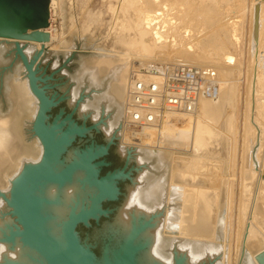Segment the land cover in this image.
I'll return each mask as SVG.
<instances>
[{
    "label": "water",
    "instance_id": "95a60500",
    "mask_svg": "<svg viewBox=\"0 0 264 264\" xmlns=\"http://www.w3.org/2000/svg\"><path fill=\"white\" fill-rule=\"evenodd\" d=\"M50 5L0 0V39L49 42ZM130 67L0 41V264H227L189 154L121 145Z\"/></svg>",
    "mask_w": 264,
    "mask_h": 264
},
{
    "label": "bare ground",
    "instance_id": "6f19581e",
    "mask_svg": "<svg viewBox=\"0 0 264 264\" xmlns=\"http://www.w3.org/2000/svg\"><path fill=\"white\" fill-rule=\"evenodd\" d=\"M118 1L119 11L113 19L114 26L111 25L114 28L104 39V50L107 52L99 56L131 60L123 124L124 144L188 153L222 212L227 208L226 218L229 226H233L232 172L239 149L236 139L240 133L235 111L241 80L239 66H236L237 70L235 63L242 34V15L241 11L232 14L229 11L241 4L237 0H209L202 6L194 3L196 0ZM258 2L261 12L256 42L254 9ZM258 2L252 0L249 5L252 11L249 68L252 72L247 83L245 119L241 126L243 144L240 147L242 161L239 175L242 197L239 202V225L237 231L230 233L233 238L228 245L227 264H232L235 252L236 264H241L245 249L254 264H264V0ZM111 8L113 12L116 9L115 6ZM195 8L203 10L192 13ZM50 9L51 25L47 29L50 41L30 42L31 47L40 49L42 45L49 47L58 43L57 30L54 29V17L58 10L65 18L63 32L77 30V17L81 15L79 12L78 15L73 14L75 7L71 0H51ZM208 47L215 48L218 53L214 61L206 60H210L206 57ZM200 61L204 65L199 66ZM151 63L203 69L219 86V95L216 99L201 97L195 112H168L166 119L159 124L138 125L132 107L135 82L145 79L142 68ZM151 80L158 79L151 77Z\"/></svg>",
    "mask_w": 264,
    "mask_h": 264
},
{
    "label": "rangeland",
    "instance_id": "374dc122",
    "mask_svg": "<svg viewBox=\"0 0 264 264\" xmlns=\"http://www.w3.org/2000/svg\"><path fill=\"white\" fill-rule=\"evenodd\" d=\"M74 3L75 7V12L73 11V14H79L81 15L80 18L77 17V30H71V32H63V25L65 23V18L63 15L60 14L59 10L57 11L56 16L54 17V29L57 30V37H58V43H55L53 46L49 47H44V50L46 51H55V52H64V53H73V54H82V55H91V56H103L105 55L107 51L104 50V39L106 40L108 37V32H111L114 27V18H116L118 11H119V1L118 0H71ZM194 0H191L193 2ZM203 1V2H202ZM241 1V2H240ZM237 0L239 4V8L235 7L233 10H230L229 13L233 12H238L241 11V20H240V26L242 32H240V40L239 39V45L236 50L237 58L238 61L235 63V68L239 70V73L241 74L240 77V84H239V89H240V97L239 101L237 102L236 105V111L235 114L237 115V121L238 125L237 127L240 130V133L238 132V138L236 139L237 144L239 145V149L237 150V160L234 165L233 169V196L232 198L233 201V215H232V220H231V227L229 226V240H228V245L232 243V234L230 233L233 230L237 231L238 225H239V202L242 197V191H241V175H239L241 169V151L240 147L243 144V133L241 132V126L244 123L245 119V111H246V97H247V83L249 82V75L251 74V69L250 63H251V50H250V30H251V17H252V11L250 9L251 2L252 0ZM247 2V3H246ZM79 3V4H78ZM194 3H198L199 6H202L203 4L209 3V0H196ZM249 3V4H248ZM201 4V5H200ZM83 5V6H82ZM226 5V4H225ZM224 5V6H225ZM250 5V6H249ZM112 6H115L116 9L111 8ZM243 6V7H242ZM245 6V7H244ZM226 7V6H225ZM221 8L224 9L222 6ZM240 9V10H239ZM116 10V12H115ZM202 11L203 9H199ZM195 8L192 13H195L196 11L200 12ZM251 12V13H250ZM116 13V14H115ZM210 13V11L208 12ZM60 15V16H59ZM212 15V14H211ZM243 20V22H242ZM112 25V26H111ZM244 28V29H243ZM244 33V34H243ZM242 37V38H241ZM0 41H5V42H14V43H21L27 46H32L28 42H17V41H12V40H0ZM64 42V44H63ZM62 43V45H61ZM241 45V46H240ZM207 48L206 54L210 60L206 59L207 61H214V58H217V51H215V48ZM38 49V48H37ZM42 48H40L41 50ZM238 51V52H237ZM109 55V54H108ZM99 56V57H100ZM262 57L264 59V52L262 54ZM199 63L202 66L204 65V62ZM239 63V65H238ZM241 65V66H240ZM239 68H237V67ZM243 66V67H242ZM241 67V68H240ZM249 79V80H248ZM234 114V115H235ZM235 115V116H236ZM243 127V126H242ZM241 134V135H239ZM124 144V137H123V132H122V141L121 145ZM126 146H133L136 147V145H129V144H124ZM138 147V146H137ZM144 148V147H141ZM264 155V151H263ZM240 157V158H239ZM240 165V166H239ZM227 208H224L223 213L225 217L227 216ZM236 221V222H235ZM234 222V223H232ZM238 224V225H237ZM234 232V231H233ZM234 243V242H233ZM235 245V243H234ZM237 245V242H236ZM235 245V246H236ZM236 251V249H235ZM232 264H236V252L234 253L233 260H231ZM254 264L253 258L250 255V253L245 249L243 253V261L241 264Z\"/></svg>",
    "mask_w": 264,
    "mask_h": 264
},
{
    "label": "built area",
    "instance_id": "2783aa9c",
    "mask_svg": "<svg viewBox=\"0 0 264 264\" xmlns=\"http://www.w3.org/2000/svg\"><path fill=\"white\" fill-rule=\"evenodd\" d=\"M135 82L133 116L138 125L159 124L168 112H195L201 97L216 99L219 86L203 69L151 63ZM156 77L158 80H151Z\"/></svg>",
    "mask_w": 264,
    "mask_h": 264
}]
</instances>
